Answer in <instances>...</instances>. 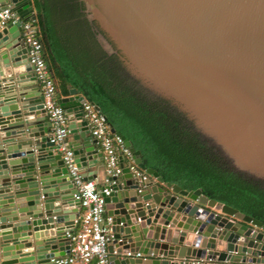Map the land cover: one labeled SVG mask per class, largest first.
Returning <instances> with one entry per match:
<instances>
[{
	"label": "water",
	"instance_id": "1",
	"mask_svg": "<svg viewBox=\"0 0 264 264\" xmlns=\"http://www.w3.org/2000/svg\"><path fill=\"white\" fill-rule=\"evenodd\" d=\"M79 1L104 34L98 43L130 78L185 116L232 172L264 186V0ZM3 9L36 20L32 0H0ZM85 101L71 88L59 105L70 117L74 162L91 182L96 172L85 170L103 155L88 136ZM44 105L20 28L0 29V264L64 257L79 218L77 190L50 143ZM111 131L150 178L138 182L124 168L109 187V264H264L261 222L199 189L165 183Z\"/></svg>",
	"mask_w": 264,
	"mask_h": 264
},
{
	"label": "trees",
	"instance_id": "2",
	"mask_svg": "<svg viewBox=\"0 0 264 264\" xmlns=\"http://www.w3.org/2000/svg\"><path fill=\"white\" fill-rule=\"evenodd\" d=\"M33 2L34 24L45 60H49L47 65L56 92L58 89L60 94L67 95L70 87L98 106L109 125L141 153L146 168L156 171L165 183L185 191L199 189L209 200L236 209L264 225L262 184L232 172L213 148L194 135L187 124L180 123V115L170 109L164 111L162 106L168 108L167 103L159 101V106V102L151 103L139 92H131L126 85L129 80L117 63L118 69L115 66L110 69L103 58H95V54L93 57L92 52L88 57L87 49L78 50L82 44L97 50L87 22L84 27L75 24L74 29L80 32L69 35V27L60 22L63 12L58 8L59 0ZM71 41L77 45L74 55L68 46Z\"/></svg>",
	"mask_w": 264,
	"mask_h": 264
},
{
	"label": "built area",
	"instance_id": "3",
	"mask_svg": "<svg viewBox=\"0 0 264 264\" xmlns=\"http://www.w3.org/2000/svg\"><path fill=\"white\" fill-rule=\"evenodd\" d=\"M7 26L20 28L21 42L26 49L28 63L33 68V75L44 97V108L50 123V143L56 146L55 153L61 155L77 190L75 199L80 204L81 213L76 221L78 229L67 234L68 254L52 259L50 264H109L107 245L110 231L104 224L110 223V219L105 216L104 201L110 194L109 187L116 184L115 180L121 177L124 168L138 182L142 183L150 177L134 164L129 148L121 136L112 133V127L100 109L86 100L82 104L83 119L105 160V187L98 189L94 183L84 181L67 142L70 117L57 102L55 83L44 57L37 27L33 21H26L11 10L3 9L0 10V29ZM127 255L130 256L129 253ZM136 257L141 256L136 254Z\"/></svg>",
	"mask_w": 264,
	"mask_h": 264
},
{
	"label": "flooded vegetation",
	"instance_id": "4",
	"mask_svg": "<svg viewBox=\"0 0 264 264\" xmlns=\"http://www.w3.org/2000/svg\"><path fill=\"white\" fill-rule=\"evenodd\" d=\"M59 1H60V4L59 5L61 7H58V8H59L60 11H61V8H62V12H63V17L60 19L61 24H63L66 27H69L68 28L69 35H74V34L80 32L79 29H77V30L74 29V27H76L75 24H77L78 21H76L74 19L73 14H75V15H77L78 13L84 14L83 4L79 0H75V2H72V5L75 4L74 7L77 10V12H76L75 9H73V11L71 10L73 6L72 7L69 6L70 3H67L65 0H59ZM79 3L81 4L80 5V8L81 9L79 7H77V5ZM82 19L86 20V22H87V28L89 29V32L91 34H93V36L95 37L94 40H95V43H96L97 50H95V51L92 50V45H89L88 47H86L85 45L83 46V44L79 47L78 50H81V48H83L85 50L87 49L88 57L91 55V52H92L93 53V55H92L93 57H94V54H95V58H103L102 59L103 62H107V64H109L110 69H112V68L114 69V66H116V63L119 64V60H118L116 54H111V55L107 54L103 50L102 46L98 43V41L96 39V35L97 34H103V33H101V30H100L99 26L95 22L89 23L87 21V19H85V16H83ZM103 36H104V34H103ZM68 46L70 48L71 54L74 55V52H76L77 45L74 44L71 41L70 43H68ZM89 51H90V54H89ZM79 52H81V54H82V51H79Z\"/></svg>",
	"mask_w": 264,
	"mask_h": 264
},
{
	"label": "rangeland",
	"instance_id": "5",
	"mask_svg": "<svg viewBox=\"0 0 264 264\" xmlns=\"http://www.w3.org/2000/svg\"><path fill=\"white\" fill-rule=\"evenodd\" d=\"M67 3H70V5L69 6H73L72 7V11H73V9H75V11L77 12V10H76V8L74 7L75 6V4L74 5H72V2H75V0H65ZM80 3L77 5V7H79L80 8ZM81 9V8H80ZM83 9V8H82ZM83 16H85V19H86V14L84 13V14H80V13H78L77 15H75V14H73V17H74V19L76 20V21H78V23H81V25L84 27L85 25H84V23L86 22V20H84V19H82V17ZM102 33V32H101ZM111 55V54H110ZM118 58V57H117ZM119 60V59H118ZM119 66V68H120V70H121V72H122V74H124V75H126V77H127V80H129V81H127V83H126V85L130 88V90H131V92H139V94L141 95V96H143L147 101H152L151 103H154V102H159V101H163V102H165V103H167V105H168V108L167 107H165L164 105L162 106V108L164 109V111H169V109H170V111L171 112H175L176 114H178V115H180L181 116V118L182 119H180L179 121H180V123H184V124H187V126H189L190 127V129L192 130V132L194 133V131H193V129H192V126H191V124L188 122V120L185 118V116H183L182 114H180V113H178V111L176 110V109H174V108H172L170 105H169V103L168 102H166V101H164L163 99H160V98H156L155 96H149L141 87H139L138 86V82L136 81V80H134V79H132V78H130V76L128 75V73L126 72V70L122 67V63L119 61V64H118ZM116 67V66H115ZM117 68V67H116ZM118 69V68H117ZM122 74H120L119 76L120 77H123V75ZM132 81V82H131ZM135 84V86H134V84ZM137 90V91H136ZM149 96V97H148ZM158 105L159 106H161L160 105V102L158 103ZM194 135H197L198 137H199V135L198 134H194ZM200 138V137H199ZM203 141V140H202ZM207 144V143H206ZM208 145V144H207Z\"/></svg>",
	"mask_w": 264,
	"mask_h": 264
},
{
	"label": "crops",
	"instance_id": "6",
	"mask_svg": "<svg viewBox=\"0 0 264 264\" xmlns=\"http://www.w3.org/2000/svg\"><path fill=\"white\" fill-rule=\"evenodd\" d=\"M34 0H32V8H33V15H36V9H35V5H34ZM26 21H30V20H26ZM46 61L47 63H49V60L46 58ZM2 85V84H1ZM71 89L70 87H68V90ZM68 96L67 95H63V94H60V91L57 89V92H56V98H57V102L59 103V100ZM49 122V121H48ZM90 138V134L88 135ZM94 140L91 138V142H93ZM67 142H68V145L70 146V143H71V136H68L67 138ZM94 143V142H93ZM94 147L96 150L100 151L99 149V146L95 143L94 144ZM104 164H105V160H104V157L102 156V160L100 161V165H98L97 167L95 168H87L85 170V172L88 174V175H92L93 173H95V177L93 179V181H91L92 183H94L96 185V187L98 189H101L103 187H105V172H104ZM80 170V169H79ZM85 173V174H86ZM84 176V175H83ZM92 177V176H91ZM81 211H79V215H80ZM78 229V224L75 223V226L73 228V232H76ZM29 241H33V234L29 233V236L27 237ZM159 259H163V257H158ZM176 260H180V259H176ZM203 262V261H202ZM212 264H220L218 263L217 261H213V262H210Z\"/></svg>",
	"mask_w": 264,
	"mask_h": 264
}]
</instances>
